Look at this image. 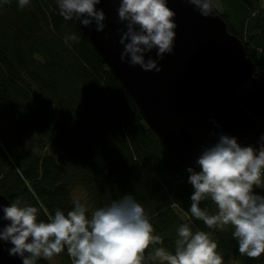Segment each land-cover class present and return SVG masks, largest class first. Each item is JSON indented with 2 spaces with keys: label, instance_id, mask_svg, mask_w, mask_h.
Instances as JSON below:
<instances>
[{
  "label": "trees",
  "instance_id": "1",
  "mask_svg": "<svg viewBox=\"0 0 264 264\" xmlns=\"http://www.w3.org/2000/svg\"><path fill=\"white\" fill-rule=\"evenodd\" d=\"M220 2L221 13L211 4L256 69L263 67L264 0ZM71 34L78 40L65 44ZM188 177L75 21L59 14L56 0H30L23 10L17 0L0 7V194L36 207L43 221L57 209L71 211L76 189L88 195L89 216L131 194L162 238L153 248L174 253L177 230L187 223L193 232L212 233L224 264H264V255L239 253L231 227L210 229L191 215ZM255 193L264 196V185ZM200 206L216 212L210 198ZM58 259L72 264L66 249Z\"/></svg>",
  "mask_w": 264,
  "mask_h": 264
},
{
  "label": "clouds",
  "instance_id": "2",
  "mask_svg": "<svg viewBox=\"0 0 264 264\" xmlns=\"http://www.w3.org/2000/svg\"><path fill=\"white\" fill-rule=\"evenodd\" d=\"M11 0H0V7ZM21 10L30 0H17ZM102 0H56L64 20H79L86 28L93 23L97 32H104L105 12L97 9ZM208 17L211 0H186ZM126 26L119 43L124 46L121 61L140 66L145 72H160L158 59L173 52L176 39V13L168 0H119L116 9ZM78 36L65 37V44ZM156 50L158 59L147 54ZM213 124L216 122L213 120ZM219 127V125H216ZM210 135L216 136L215 132ZM259 147L242 146L237 138L219 134L218 142L201 149L195 167H189L188 183L194 189L190 213L210 229H233L241 255L258 259L264 255V196L255 189L264 185V136ZM210 198L215 214L201 208L202 200ZM65 214L57 209L47 221L39 219L38 209L17 199L9 206L0 205L7 224L0 227V241L12 245L10 256H19L23 264H37L39 259L51 260L65 249L72 264H224L218 243L211 232H193L187 224L177 230L175 250L155 247L162 238L154 234L153 225L143 206L131 195H124L106 207L88 208L79 200ZM177 205L172 204L175 208ZM150 248L152 251L148 252ZM147 257L145 256V253Z\"/></svg>",
  "mask_w": 264,
  "mask_h": 264
},
{
  "label": "water",
  "instance_id": "3",
  "mask_svg": "<svg viewBox=\"0 0 264 264\" xmlns=\"http://www.w3.org/2000/svg\"><path fill=\"white\" fill-rule=\"evenodd\" d=\"M168 6L176 13L173 52L163 60L155 49L146 56L158 59L160 72H145L121 61L124 46L119 41L126 26L116 11L119 0H102L97 5L107 17L104 32H97L95 23L86 28L73 20L162 147L182 167H195L200 150L218 142L220 133L237 138L242 146L259 147L264 136V80L256 75L241 39L229 32L213 7L205 17L186 0H168ZM0 205H10L2 194ZM6 224L0 220V227ZM10 247L0 241V264H23L19 256L9 255Z\"/></svg>",
  "mask_w": 264,
  "mask_h": 264
},
{
  "label": "rangeland",
  "instance_id": "4",
  "mask_svg": "<svg viewBox=\"0 0 264 264\" xmlns=\"http://www.w3.org/2000/svg\"><path fill=\"white\" fill-rule=\"evenodd\" d=\"M212 4H214V6L217 8L218 12L221 13L222 11V4L220 2V0H211ZM256 74L264 80V66L260 67L258 69H256ZM49 152L51 154H53V156H55L59 163L64 164L65 163V159L62 156V154L56 150L55 148H50ZM88 198V195L86 194L85 191L81 190V189H76L73 193V199L74 201L79 200L82 204H85L86 200ZM48 261L50 264H60V261L58 259V256H55L53 259L51 260H46ZM231 264H238L236 262H232Z\"/></svg>",
  "mask_w": 264,
  "mask_h": 264
}]
</instances>
